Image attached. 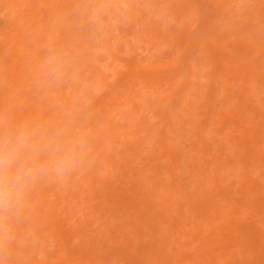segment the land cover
I'll use <instances>...</instances> for the list:
<instances>
[{"label": "bare ground", "instance_id": "6f19581e", "mask_svg": "<svg viewBox=\"0 0 264 264\" xmlns=\"http://www.w3.org/2000/svg\"><path fill=\"white\" fill-rule=\"evenodd\" d=\"M106 1L0 0L15 25L0 30V112L9 114L8 129L30 124L78 155L88 135L90 147V155L61 178L49 171V185L37 179L16 216L0 217L8 227L17 225L0 247V264H264V42L258 36L264 0H252L257 6L243 22L220 33L206 24L208 40L198 38L186 14L199 22L202 9L214 3L241 6L229 0L131 1V12L120 17L140 24L147 43L165 56L173 48L179 53L166 62L125 63L119 92L99 61L101 52L120 60V45L113 47L104 32L73 31L69 21L91 6L103 11ZM146 1L170 4L168 12L155 13L165 26ZM225 31L235 43L224 39ZM66 38L88 84L74 77L31 87L28 79L44 69L46 51L64 46ZM191 41L200 43L190 51ZM220 83L226 90L219 91ZM162 85L170 90L165 95ZM111 102L126 106L121 120L111 114ZM211 118L217 144L208 138ZM136 160L144 169L132 166Z\"/></svg>", "mask_w": 264, "mask_h": 264}, {"label": "rangeland", "instance_id": "374dc122", "mask_svg": "<svg viewBox=\"0 0 264 264\" xmlns=\"http://www.w3.org/2000/svg\"><path fill=\"white\" fill-rule=\"evenodd\" d=\"M76 1L79 2L80 4L91 3V0H76ZM131 1H134V0H119V2L116 4L114 0H107L105 3L101 4L103 11L100 12L97 9V7L91 6L86 12L82 11V12H77V14L71 15V17H76L77 20H73L72 18L69 19V21H73V23L71 24V25H74L73 31H77V32L82 31L86 35H93V36H96L97 34L100 35L102 32H104L102 36L106 37L107 40H110L113 47L115 44L120 45L122 49L118 53V57L120 58V60H113L109 58V55L101 52L102 59H100L99 61L101 68L107 75V78H106L107 81H109L112 84V86L115 87L117 92L121 90V83L126 78L125 76L126 75L125 74L126 64L125 63H130L132 61H140L142 59H144V61H149L152 63H158L160 61L166 62L167 59H172V57L175 54L179 53L178 51H176L175 48H173L171 50V53L165 56L163 51H161L160 49L154 48L153 45H149L147 43L145 35H144L145 33L141 30L140 24L131 23L125 18L120 17L122 14L124 15V14L131 12V7H132ZM195 2L202 4L204 1L195 0ZM229 3H231L232 5H236V6H241V8L232 9L229 6V4L226 2H222V4L220 3L221 4L220 6L219 5L216 6V4L214 3V6H212L211 9L205 10V11L202 9V14H201V17L199 18L200 20L199 22L198 21L196 22L195 19L192 18L190 13L188 14L185 13L186 19L189 20V23L191 24L192 27H194V30L196 29L195 34L198 36L199 39L207 38L206 40H208L212 38V34L209 33V30H206V24H209L208 25L209 28H211L214 32L220 33L224 31L225 29H227L228 27H230L231 23L238 22V21L243 22L245 15L249 12V7L257 6V4H254L255 2L252 0H237V3L235 0H229ZM144 5H146L147 7L148 6L150 7L151 9L150 14L153 16L154 20L156 21L159 20L162 26L166 25L160 20V17L158 18L155 15V13L157 11L159 12V14L163 11L168 12V9L170 6L169 3H161L157 6H152L148 4V1H146L144 2ZM164 6H167V9L163 10L162 7ZM118 7H120L121 10H118ZM192 7L193 5H188L187 11L188 9H192ZM229 14L233 16H230ZM9 16H10V13H9L8 8L5 5L0 6V21H1L0 30L1 32L3 30H6L8 28H13L15 26V25H10L8 23ZM184 33L185 32H183L182 34L184 35ZM261 34H263L262 41L264 42V31H259L258 33L259 38H261ZM224 35H225L224 39H228L229 43H235L236 38L234 35L233 36L229 35L228 33H226V31ZM66 40H67V43L64 46H60L54 49L49 48V50L46 51L45 56H43L41 59V68H44V69H42V71H39L37 73V76L39 75L37 79H34L33 77L28 79L32 83L30 84L31 87L38 88L39 86V87L45 88L48 83L53 82V80L49 78V76L47 75V70L45 69L46 68L45 61L49 58L50 55L56 54V53L61 54L67 60V65H66L67 71L64 73L61 79L67 78L69 80L74 81L73 79L74 77H79L77 81L81 85L85 84L86 86L88 84V81L86 80V78H84L80 74L78 75L80 68L77 69L76 67L79 64V62L73 57L76 54V50L74 46L72 45V41L68 40L67 38ZM3 41H4L3 35L0 33V43L2 44ZM197 43H200V41H198ZM197 43L195 41H191L190 51L195 48ZM197 49H200V46H198ZM226 50H230V49L227 48ZM245 50H249L251 53L255 51L252 47H249V46ZM195 53H198V50ZM251 57H252L251 54L245 55L244 59H242L241 62L244 65L249 64ZM119 71L122 74H117V72ZM226 74H231V71H226ZM233 77L235 78L236 83L240 82V79H239L240 77L238 75L237 77L233 75ZM194 79L196 80L197 77H195ZM198 79L201 81L204 80L203 78H200V77H198ZM135 80L137 81V83L134 84V87L136 88L135 95L137 99H141L142 92L138 89V85H139L138 80L137 79ZM248 83L249 81L246 82V84ZM173 86L174 85H172L171 88H173ZM226 88L227 87L225 86L224 83H220V88H219L220 92L222 90H226ZM158 89L162 90L164 95L166 94L167 91L168 92L170 91L166 89L165 85L158 87ZM94 91L95 93L103 92V91L95 90V89ZM158 101L161 102L162 104H165L166 102V101L162 102L160 97H158ZM262 102H264V96H262ZM108 105H109L111 114H115L114 118L116 120H121L123 113L126 109V106L125 105L120 106L116 104L115 102H111V104L108 103ZM183 111L187 113L186 109H183ZM148 115L151 116L150 113ZM8 118H9V114L7 111L0 112V132H4L8 129V123H9ZM210 122L211 124L208 127V131L211 130L214 122L216 123V121H214L213 118L210 119ZM98 127L99 125L96 126V128ZM208 138L214 141V144H217L220 141V138L211 131L208 134ZM83 139H85V141L79 150L80 159H83L88 154L90 155L88 135H86L85 138ZM126 150L130 151L131 147H127ZM132 166L140 170L144 169L145 167L142 162L140 161L137 162V160L135 161V163H133ZM51 173L58 175V177L60 178L62 177V175L57 174L54 171H51ZM41 177L44 180V184H47V185L50 184L51 177L48 178L47 174ZM120 181L122 183L124 182L123 180H120ZM188 185L192 186L193 182L190 181ZM59 187H60V191L64 190V188L61 185H59ZM66 190H68V187L66 188ZM79 206L81 205L76 206L77 209L79 208ZM17 213L14 215L16 216ZM86 215L88 214L86 213ZM116 219H114L113 222L116 223L117 222ZM108 221H110L109 218H108ZM8 225H9V228L11 229V232L17 227L16 223L15 224L8 223ZM48 250L50 254L52 255L51 257L56 256L58 254V250L55 249L51 244L48 245ZM57 263H60V262L57 260ZM60 264H62V262Z\"/></svg>", "mask_w": 264, "mask_h": 264}, {"label": "clouds", "instance_id": "9594fccd", "mask_svg": "<svg viewBox=\"0 0 264 264\" xmlns=\"http://www.w3.org/2000/svg\"><path fill=\"white\" fill-rule=\"evenodd\" d=\"M67 60L52 54L45 61L54 82L67 71ZM47 155L49 159L42 160ZM80 163L78 153L63 150L42 130L23 123L0 132V217L12 216L24 203L32 185L49 171L64 175ZM11 229L0 223V247L11 240Z\"/></svg>", "mask_w": 264, "mask_h": 264}]
</instances>
